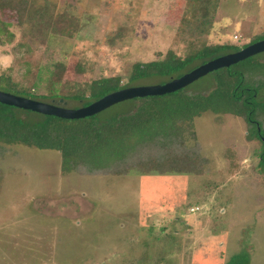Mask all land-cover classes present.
<instances>
[{
  "label": "rangeland",
  "instance_id": "374dc122",
  "mask_svg": "<svg viewBox=\"0 0 264 264\" xmlns=\"http://www.w3.org/2000/svg\"><path fill=\"white\" fill-rule=\"evenodd\" d=\"M203 16L211 20L201 36L208 43L242 48L264 33V0H0L8 31L0 30V75L43 101L101 76L119 74L129 86L135 61L169 49L185 54L194 20ZM253 58L264 62V51ZM56 62L65 65L57 84L49 76ZM215 71L184 90L207 94ZM259 97L264 101V87ZM61 98L67 107L81 106ZM139 103L118 102L100 116ZM192 122L198 140L184 143L199 141L212 163L202 174L156 170L137 159L119 176L63 172L58 150L1 144L0 264H226L242 250L249 264H264L260 139L229 113L206 111Z\"/></svg>",
  "mask_w": 264,
  "mask_h": 264
},
{
  "label": "trees",
  "instance_id": "16d2710c",
  "mask_svg": "<svg viewBox=\"0 0 264 264\" xmlns=\"http://www.w3.org/2000/svg\"><path fill=\"white\" fill-rule=\"evenodd\" d=\"M204 18L194 20L196 36L185 54L179 55L169 49L161 58L135 61L127 79L129 86L150 78H164L159 81L163 83L214 57L240 49L234 44L208 43L201 39L211 25V20ZM0 30L8 32L1 19ZM262 38L264 33L251 42ZM253 57L234 64L245 61L243 66L217 69L215 87L207 94H188L182 88L163 95L137 97L129 101L140 103L132 111L120 115L103 117L99 112L84 118L66 119L0 103L1 155L5 152L1 144L23 143L39 149L58 150L63 172L106 170L119 176L128 173L129 162L137 159L145 166L155 165L156 170L164 167L165 171L202 174L212 168L211 160L201 153L199 141L190 146L184 140L188 137L198 140L192 121L211 111L218 115L229 113L244 120L249 136L262 143L258 170L264 173V101L259 97L264 77L251 79L254 73L264 75V62ZM64 70V63L53 64L49 76L56 80L52 83L61 80ZM123 87L126 86L120 75L114 74L97 77L84 87H75L61 96L53 92L48 97H63L86 105ZM0 89L38 99L31 91L17 88L8 74L0 75ZM249 263V253L242 250L231 255L226 264Z\"/></svg>",
  "mask_w": 264,
  "mask_h": 264
},
{
  "label": "water",
  "instance_id": "95a60500",
  "mask_svg": "<svg viewBox=\"0 0 264 264\" xmlns=\"http://www.w3.org/2000/svg\"><path fill=\"white\" fill-rule=\"evenodd\" d=\"M262 51H264V38L251 42L236 51L214 57L179 76L171 77L163 83L126 86L79 107H67L66 101L62 98L57 101L55 99L43 101L2 89H0V103L45 115H54L66 119H79L97 114L125 100L175 92L211 71L229 67Z\"/></svg>",
  "mask_w": 264,
  "mask_h": 264
}]
</instances>
